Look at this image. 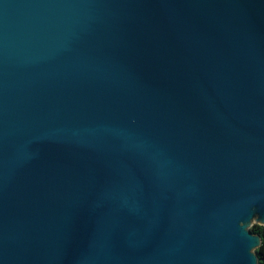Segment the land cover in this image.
Wrapping results in <instances>:
<instances>
[{
  "label": "water",
  "instance_id": "1",
  "mask_svg": "<svg viewBox=\"0 0 264 264\" xmlns=\"http://www.w3.org/2000/svg\"><path fill=\"white\" fill-rule=\"evenodd\" d=\"M264 0H0V264H259Z\"/></svg>",
  "mask_w": 264,
  "mask_h": 264
},
{
  "label": "trees",
  "instance_id": "2",
  "mask_svg": "<svg viewBox=\"0 0 264 264\" xmlns=\"http://www.w3.org/2000/svg\"><path fill=\"white\" fill-rule=\"evenodd\" d=\"M251 230L253 233L259 234L262 238V244L256 249V253L259 257V264H264V226L255 224Z\"/></svg>",
  "mask_w": 264,
  "mask_h": 264
}]
</instances>
